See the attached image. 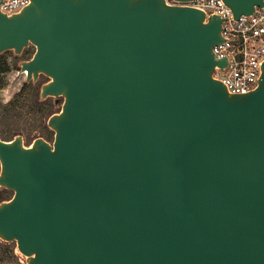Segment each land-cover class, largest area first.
Returning a JSON list of instances; mask_svg holds the SVG:
<instances>
[{
	"label": "water",
	"instance_id": "water-1",
	"mask_svg": "<svg viewBox=\"0 0 264 264\" xmlns=\"http://www.w3.org/2000/svg\"><path fill=\"white\" fill-rule=\"evenodd\" d=\"M0 54L60 109L0 139V241L25 264H264V63L213 78L222 19L167 0H28ZM187 3L197 0H170ZM235 19L264 0H222Z\"/></svg>",
	"mask_w": 264,
	"mask_h": 264
},
{
	"label": "built area",
	"instance_id": "built-area-1",
	"mask_svg": "<svg viewBox=\"0 0 264 264\" xmlns=\"http://www.w3.org/2000/svg\"><path fill=\"white\" fill-rule=\"evenodd\" d=\"M169 4L200 9L222 19V43L213 48L215 60H226L223 69L215 68L213 78L231 94H246L255 89L264 63V3L249 16L235 19L222 0H197ZM28 0H0V10L13 14L28 5Z\"/></svg>",
	"mask_w": 264,
	"mask_h": 264
},
{
	"label": "rangeland",
	"instance_id": "rangeland-1",
	"mask_svg": "<svg viewBox=\"0 0 264 264\" xmlns=\"http://www.w3.org/2000/svg\"><path fill=\"white\" fill-rule=\"evenodd\" d=\"M26 50L27 54L21 61L31 58L34 53L33 47H29ZM7 60L11 71L5 76L4 86L0 89V139L5 140L3 132H5L9 124H12L20 130V135L23 136L26 145H29L36 138H43L51 142L53 140V132L47 127L42 128L40 125L42 110L46 106L43 105L38 109L30 102L31 92L28 88H24L25 75L14 67L15 63L18 64L20 60L18 61L10 52H8ZM45 82H47V79L40 77L37 83L41 86ZM61 102L60 100L56 106L57 110L60 109ZM11 103H13L12 106L10 105ZM13 110L15 111L13 112ZM50 114L51 112L48 115ZM48 115L43 120H46ZM11 196L12 194L9 193L8 198H11ZM0 264H25V259L17 251L14 242H2V245L0 244Z\"/></svg>",
	"mask_w": 264,
	"mask_h": 264
},
{
	"label": "trees",
	"instance_id": "trees-1",
	"mask_svg": "<svg viewBox=\"0 0 264 264\" xmlns=\"http://www.w3.org/2000/svg\"><path fill=\"white\" fill-rule=\"evenodd\" d=\"M10 53L12 54V52H10ZM26 54H27V50H24L21 56H15V57L18 59V61L19 60L21 61L22 59H24V56ZM7 56H8V52L0 54V89H2L4 86L5 76L11 71V67H10V64L8 63ZM29 59H27V60H29ZM19 62H18V64H19ZM18 64L15 63L14 67H15V69L19 70ZM37 82L36 83H32V82L24 83V88H28L29 91L31 92L30 102L34 105V107L39 109L43 105L46 106L42 110L43 113H42V117L40 118V125L42 126V128H46L47 127L46 123H47L48 118L51 115H53L54 113H57L59 111V109L57 110V107L54 105V103H53V101H51V99H46L44 101L40 100V98H39L40 86L38 85ZM12 104L13 103H11L10 105L12 106ZM14 111L15 110H13V112ZM50 112H51V114L48 115ZM47 115H48V118L46 120H43V118ZM3 134H4L5 140L10 141L15 136L20 135V130L16 126L9 124L7 126V129H5V132H3ZM28 137H30V136H28ZM9 193H11V192L0 188V203L10 199V198H8ZM0 244L2 245V242H0Z\"/></svg>",
	"mask_w": 264,
	"mask_h": 264
},
{
	"label": "flooded vegetation",
	"instance_id": "flooded-vegetation-1",
	"mask_svg": "<svg viewBox=\"0 0 264 264\" xmlns=\"http://www.w3.org/2000/svg\"><path fill=\"white\" fill-rule=\"evenodd\" d=\"M51 101H53V100H51Z\"/></svg>",
	"mask_w": 264,
	"mask_h": 264
}]
</instances>
